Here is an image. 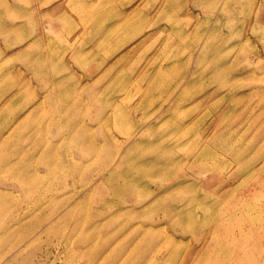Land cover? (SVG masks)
Wrapping results in <instances>:
<instances>
[{
	"label": "rangeland",
	"instance_id": "1",
	"mask_svg": "<svg viewBox=\"0 0 264 264\" xmlns=\"http://www.w3.org/2000/svg\"><path fill=\"white\" fill-rule=\"evenodd\" d=\"M0 264H264V0H0Z\"/></svg>",
	"mask_w": 264,
	"mask_h": 264
},
{
	"label": "bare ground",
	"instance_id": "2",
	"mask_svg": "<svg viewBox=\"0 0 264 264\" xmlns=\"http://www.w3.org/2000/svg\"><path fill=\"white\" fill-rule=\"evenodd\" d=\"M252 174V173H251Z\"/></svg>",
	"mask_w": 264,
	"mask_h": 264
}]
</instances>
